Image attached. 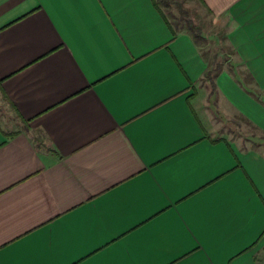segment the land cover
Here are the masks:
<instances>
[{"label":"crops","instance_id":"crops-1","mask_svg":"<svg viewBox=\"0 0 264 264\" xmlns=\"http://www.w3.org/2000/svg\"><path fill=\"white\" fill-rule=\"evenodd\" d=\"M198 1L213 93L155 0H0V264H264V147L227 126L264 134V0Z\"/></svg>","mask_w":264,"mask_h":264},{"label":"rangeland","instance_id":"rangeland-1","mask_svg":"<svg viewBox=\"0 0 264 264\" xmlns=\"http://www.w3.org/2000/svg\"><path fill=\"white\" fill-rule=\"evenodd\" d=\"M172 1L174 3H171L170 6L168 7L160 6L162 13L166 17V19L170 22V24H172L173 28H176L177 30H179V32H182L181 30H183V32H186L185 30L186 20H191L195 25H197L200 28L203 36L208 41L205 47L207 48V51L209 53L208 57L210 60V57L215 53H218L219 51L218 43L220 41L218 42V38L224 35L222 29H219L217 27L214 20L212 19V16H210L206 8H204L199 3L198 0H172ZM182 11H185V15L182 14ZM181 18H183L184 20H181ZM228 52L229 50L225 46V49H223V54L219 53L220 54L219 60L222 61L221 59L223 57H226V59L228 60L229 58ZM224 63L226 62H223V64ZM237 76L238 78H240L241 76L239 82L242 83L243 86L246 85L245 79L247 83L253 85L248 87L257 90L261 100L264 103V89L255 87V84L249 80L250 78L249 75L244 72H240V73L237 72ZM235 122L238 124V128H236L237 125L235 124ZM227 126L230 127V130L232 132L237 133L236 137L237 136L246 137L252 140L254 144H258L264 147V134H261L260 132L256 131V129H253L250 125L246 124L244 121L236 119L234 122H230V124L228 123Z\"/></svg>","mask_w":264,"mask_h":264},{"label":"trees","instance_id":"trees-1","mask_svg":"<svg viewBox=\"0 0 264 264\" xmlns=\"http://www.w3.org/2000/svg\"><path fill=\"white\" fill-rule=\"evenodd\" d=\"M171 3H174V2L172 0H157V1L155 0V2H154L156 7H158V8H160V6L168 7V6H170ZM182 14L185 15V11H182ZM181 20H184V19L181 18ZM170 26H172V24H170ZM185 30L192 37L194 43L200 48V54L203 57L207 58V60H208V67L204 73V80L209 81L212 84L211 93H213L215 90L214 79H215L216 75L218 74V72H220V70L222 68V62H228L226 57H223V55H222V57H223L222 61L219 60V56H220L219 53L223 54V49H225V45H223V43L225 42L226 37L224 35H222V37L218 38V42L220 41L218 43L219 51H218V53H215L214 55H212L210 57V60H209V57H208L209 53L207 51V48L205 47V45L208 41L203 36L200 28L197 25H195L191 20H186ZM249 77H248L249 80L251 82H253L254 81L253 78L250 75H249ZM245 82H246V85L244 86V89L248 93V95H250L252 98H254L255 100H257L258 102H260L261 104L264 105L263 101L260 98L258 91L254 90L251 87H248L247 84H249V83H247L246 79H245Z\"/></svg>","mask_w":264,"mask_h":264}]
</instances>
